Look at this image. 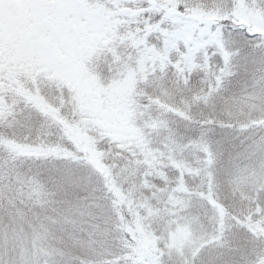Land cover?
Here are the masks:
<instances>
[{"label":"snow or ice","instance_id":"1","mask_svg":"<svg viewBox=\"0 0 264 264\" xmlns=\"http://www.w3.org/2000/svg\"><path fill=\"white\" fill-rule=\"evenodd\" d=\"M0 264H264V0H0Z\"/></svg>","mask_w":264,"mask_h":264}]
</instances>
